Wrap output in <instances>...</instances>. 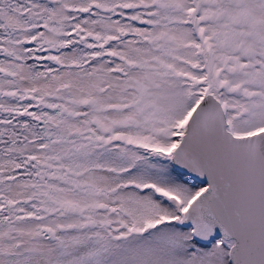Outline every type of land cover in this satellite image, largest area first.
<instances>
[{
	"label": "snow or ice",
	"instance_id": "snow-or-ice-1",
	"mask_svg": "<svg viewBox=\"0 0 264 264\" xmlns=\"http://www.w3.org/2000/svg\"><path fill=\"white\" fill-rule=\"evenodd\" d=\"M0 264H264V0H0Z\"/></svg>",
	"mask_w": 264,
	"mask_h": 264
}]
</instances>
